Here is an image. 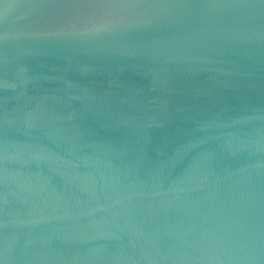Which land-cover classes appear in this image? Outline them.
Here are the masks:
<instances>
[{
    "label": "water",
    "instance_id": "1",
    "mask_svg": "<svg viewBox=\"0 0 264 264\" xmlns=\"http://www.w3.org/2000/svg\"><path fill=\"white\" fill-rule=\"evenodd\" d=\"M0 264H264V0H0Z\"/></svg>",
    "mask_w": 264,
    "mask_h": 264
}]
</instances>
